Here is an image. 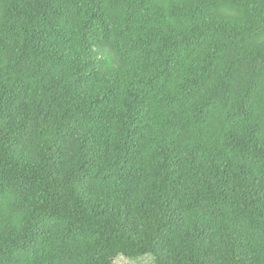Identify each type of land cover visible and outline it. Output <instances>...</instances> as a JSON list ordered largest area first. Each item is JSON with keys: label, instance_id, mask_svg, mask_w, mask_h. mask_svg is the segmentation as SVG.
Masks as SVG:
<instances>
[{"label": "trees", "instance_id": "16d2710c", "mask_svg": "<svg viewBox=\"0 0 264 264\" xmlns=\"http://www.w3.org/2000/svg\"><path fill=\"white\" fill-rule=\"evenodd\" d=\"M264 264V0H0V264Z\"/></svg>", "mask_w": 264, "mask_h": 264}, {"label": "rangeland", "instance_id": "374dc122", "mask_svg": "<svg viewBox=\"0 0 264 264\" xmlns=\"http://www.w3.org/2000/svg\"><path fill=\"white\" fill-rule=\"evenodd\" d=\"M144 263V261H138V262H134V261H129V260H127V259H120L119 260V263L120 264H143Z\"/></svg>", "mask_w": 264, "mask_h": 264}]
</instances>
